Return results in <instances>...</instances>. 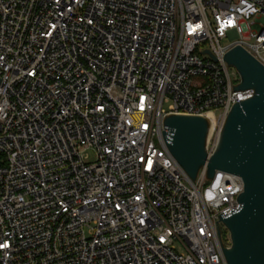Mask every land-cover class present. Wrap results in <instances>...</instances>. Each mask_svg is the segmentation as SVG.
Listing matches in <instances>:
<instances>
[{"label":"built area","instance_id":"1","mask_svg":"<svg viewBox=\"0 0 264 264\" xmlns=\"http://www.w3.org/2000/svg\"><path fill=\"white\" fill-rule=\"evenodd\" d=\"M238 45L264 66V0H0V264H228L243 180L163 130L207 117L215 153Z\"/></svg>","mask_w":264,"mask_h":264},{"label":"water","instance_id":"2","mask_svg":"<svg viewBox=\"0 0 264 264\" xmlns=\"http://www.w3.org/2000/svg\"><path fill=\"white\" fill-rule=\"evenodd\" d=\"M224 59L242 79L233 90L253 88L255 92L232 107L215 153L208 157L206 151L207 117L169 114L164 118L168 131L163 130V135L191 179H196L204 164L208 165L207 179L217 171L242 178L244 190L237 198L240 207L219 215L230 232V248L224 247L219 226L218 232L228 264H264V66L240 45L229 50Z\"/></svg>","mask_w":264,"mask_h":264},{"label":"rangeland","instance_id":"3","mask_svg":"<svg viewBox=\"0 0 264 264\" xmlns=\"http://www.w3.org/2000/svg\"><path fill=\"white\" fill-rule=\"evenodd\" d=\"M228 43H229V41H228L227 39L222 40V44H223V45H226V44H228ZM231 69H232V71L235 72V68H234V67H232ZM91 155H92L91 157L93 158V157H94V153L91 152ZM228 232H229V230L226 229V230H225V233L227 234Z\"/></svg>","mask_w":264,"mask_h":264}]
</instances>
